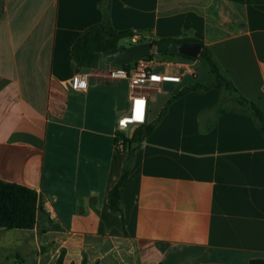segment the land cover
Returning a JSON list of instances; mask_svg holds the SVG:
<instances>
[{
    "label": "crops",
    "instance_id": "crops-1",
    "mask_svg": "<svg viewBox=\"0 0 264 264\" xmlns=\"http://www.w3.org/2000/svg\"><path fill=\"white\" fill-rule=\"evenodd\" d=\"M105 13L116 30L137 32L144 42L207 46L239 94L264 112V2L0 0V181L39 195L33 228L0 227V264L264 258V130L217 88L169 104L136 146L123 215L111 210L108 194L126 158L117 133L130 136L153 121L199 75V60H157L159 72L184 74L180 65L187 64L195 74L151 90L145 122L121 130L131 110L128 82L110 72L124 67L102 55L85 70L72 57L74 42ZM78 75L85 88L72 86ZM222 100L229 109L216 112Z\"/></svg>",
    "mask_w": 264,
    "mask_h": 264
},
{
    "label": "trees",
    "instance_id": "trees-1",
    "mask_svg": "<svg viewBox=\"0 0 264 264\" xmlns=\"http://www.w3.org/2000/svg\"><path fill=\"white\" fill-rule=\"evenodd\" d=\"M247 3H261L264 0H234ZM133 31H118L116 30L110 17L107 13L104 14L103 20L87 28L74 42L72 47V57L75 63L81 69H91L97 67L100 57L105 52H115L120 45V42L125 38L133 36ZM170 40L150 41L153 47L156 46L161 55L179 56L185 60L195 61L200 60L209 71V80L207 82H190L186 83L175 94L169 97L165 106L153 121L137 127L130 136L123 132H118V139L124 140L123 151L126 153L124 165L122 167L121 176L114 187L109 191L108 199L112 211L119 212L123 215L122 208V193L123 183L129 176L136 147H133L135 142L142 140L151 135L155 126L160 119L165 115L170 103L192 91L206 92L212 88H217L221 93H226L231 101L233 108L245 112L254 117L264 130V112L252 101L240 95L232 80L227 76L221 65L215 58L212 51L203 45L200 55L196 58L181 55L171 51L165 47V43ZM191 40H178V43H187ZM154 58L151 52L145 56ZM116 65L123 66L129 69L131 65H123L116 62ZM216 112L222 113L229 108L226 101L223 100L214 108ZM39 210V195L38 193L26 186L6 183L0 181V227L5 229H30L33 228L37 221ZM55 264H65L63 258L60 257ZM214 264V263H207ZM248 264H264V258L252 259Z\"/></svg>",
    "mask_w": 264,
    "mask_h": 264
},
{
    "label": "built area",
    "instance_id": "built-area-1",
    "mask_svg": "<svg viewBox=\"0 0 264 264\" xmlns=\"http://www.w3.org/2000/svg\"><path fill=\"white\" fill-rule=\"evenodd\" d=\"M141 34H135L124 41L127 44L134 45L146 41ZM158 61L155 58L142 57L135 60L132 66L127 68H117L110 72L112 78L125 79L128 82V90L131 99L130 114L121 118L118 126L121 130H126L132 123H144L147 113V100L151 90L162 91L163 84L167 81L181 82L186 74L194 75L195 71L187 64H181L180 67L186 69L184 74H165L156 70ZM178 66V65H177ZM179 67V66H178ZM74 88H85L87 86L86 77L78 75L72 80ZM140 115L139 119L136 116ZM141 119V120H140ZM116 145L123 150L124 140L118 139Z\"/></svg>",
    "mask_w": 264,
    "mask_h": 264
},
{
    "label": "water",
    "instance_id": "water-1",
    "mask_svg": "<svg viewBox=\"0 0 264 264\" xmlns=\"http://www.w3.org/2000/svg\"><path fill=\"white\" fill-rule=\"evenodd\" d=\"M165 47L171 51L177 52L181 55L196 58L200 55L202 45L200 43H178L169 41L165 43ZM153 44L150 42H141L131 46H120L115 52H105L107 58L120 62L122 64H130L135 60L145 57L152 52ZM138 142L133 144L136 147Z\"/></svg>",
    "mask_w": 264,
    "mask_h": 264
},
{
    "label": "rangeland",
    "instance_id": "rangeland-1",
    "mask_svg": "<svg viewBox=\"0 0 264 264\" xmlns=\"http://www.w3.org/2000/svg\"><path fill=\"white\" fill-rule=\"evenodd\" d=\"M120 45L122 46H130V44H127L124 40H122L120 42ZM158 48L156 46H154L152 48V53L154 54V58L156 60H158L159 62H164V63H167V61H172V62H175V61H178L179 60V57L178 56H163L161 55L159 52H158ZM197 69L199 71V75L196 76V77H191V79H188L187 82H207L209 80V71L207 69V67L199 60V64L197 65ZM187 82H185L182 86H184ZM159 111L158 110L157 112H155L154 116L155 119L157 118L158 114H159ZM137 124L135 125H131L129 129H132L133 127H136Z\"/></svg>",
    "mask_w": 264,
    "mask_h": 264
},
{
    "label": "bare ground",
    "instance_id": "bare-ground-1",
    "mask_svg": "<svg viewBox=\"0 0 264 264\" xmlns=\"http://www.w3.org/2000/svg\"><path fill=\"white\" fill-rule=\"evenodd\" d=\"M137 115L136 116H138L139 114H138V112L136 113ZM140 116V115H139ZM141 120V119H140Z\"/></svg>",
    "mask_w": 264,
    "mask_h": 264
},
{
    "label": "snow or ice",
    "instance_id": "snow-or-ice-1",
    "mask_svg": "<svg viewBox=\"0 0 264 264\" xmlns=\"http://www.w3.org/2000/svg\"><path fill=\"white\" fill-rule=\"evenodd\" d=\"M138 119H139V115H138V117H137Z\"/></svg>",
    "mask_w": 264,
    "mask_h": 264
}]
</instances>
